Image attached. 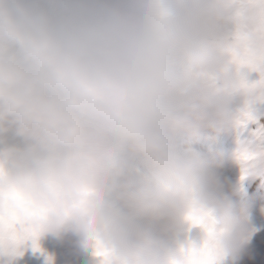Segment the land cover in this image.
<instances>
[{"label": "clouds", "instance_id": "obj_1", "mask_svg": "<svg viewBox=\"0 0 264 264\" xmlns=\"http://www.w3.org/2000/svg\"><path fill=\"white\" fill-rule=\"evenodd\" d=\"M259 25L257 0H0V133L26 142L0 151V207L39 235L99 241L112 264H186L163 238L205 211L203 241L239 259L252 206L235 204L222 153L179 149L235 126L252 89L230 62L233 29ZM237 157L261 174L264 158Z\"/></svg>", "mask_w": 264, "mask_h": 264}, {"label": "rangeland", "instance_id": "obj_2", "mask_svg": "<svg viewBox=\"0 0 264 264\" xmlns=\"http://www.w3.org/2000/svg\"><path fill=\"white\" fill-rule=\"evenodd\" d=\"M241 76L248 85L257 87L252 89L250 97L239 98L234 102L232 117L235 126L227 132H205L199 140L181 145L179 151H191L204 158L222 153L225 157L224 166L220 170L222 178L227 181V186L240 188L239 194L233 198L235 204L239 206L244 202L252 206L251 221L256 231L250 244L239 259L224 257L220 264H264V160L258 166L261 169L258 176H244L241 167L233 162L239 154L238 146L251 144L264 147V125L261 121L264 118V87L258 84L262 79L259 71L242 69ZM246 111L252 114L253 119L246 120ZM14 147H26L23 137L14 131L0 133V151ZM136 175L141 181L151 178L149 170L142 165ZM203 238L204 233L199 226H188L184 232L169 234L163 240L166 247L175 249L188 245L199 247Z\"/></svg>", "mask_w": 264, "mask_h": 264}, {"label": "snow or ice", "instance_id": "obj_3", "mask_svg": "<svg viewBox=\"0 0 264 264\" xmlns=\"http://www.w3.org/2000/svg\"><path fill=\"white\" fill-rule=\"evenodd\" d=\"M260 5V25L254 33L248 34L239 29H233L235 46L229 51L230 62L240 71L250 69L261 72L262 79L258 82L264 87V0H257ZM254 89L257 85H248ZM246 120L253 119L250 112H245ZM255 155L264 158V147H259L258 154L240 153L238 159L243 163ZM243 178V177H242ZM189 227L199 226L211 236L214 228L208 212L197 211L186 217ZM39 233L24 223L20 212L11 208L0 207V251L17 254L20 246L26 241L35 242ZM186 257L194 255L195 258L187 259L186 264H220L222 259L213 241L209 238L199 247L188 245L183 249ZM94 254L99 258L100 264H112L111 252L99 241L94 247Z\"/></svg>", "mask_w": 264, "mask_h": 264}, {"label": "crops", "instance_id": "obj_4", "mask_svg": "<svg viewBox=\"0 0 264 264\" xmlns=\"http://www.w3.org/2000/svg\"><path fill=\"white\" fill-rule=\"evenodd\" d=\"M0 264H100V260L84 236L69 231L60 236L39 235L14 255L0 251Z\"/></svg>", "mask_w": 264, "mask_h": 264}, {"label": "trees", "instance_id": "obj_5", "mask_svg": "<svg viewBox=\"0 0 264 264\" xmlns=\"http://www.w3.org/2000/svg\"><path fill=\"white\" fill-rule=\"evenodd\" d=\"M261 121H262V123H263V125H264V118H261Z\"/></svg>", "mask_w": 264, "mask_h": 264}]
</instances>
